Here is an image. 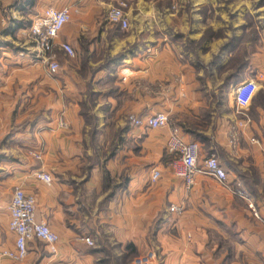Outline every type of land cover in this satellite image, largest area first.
I'll use <instances>...</instances> for the list:
<instances>
[{
	"label": "crops",
	"instance_id": "1",
	"mask_svg": "<svg viewBox=\"0 0 264 264\" xmlns=\"http://www.w3.org/2000/svg\"><path fill=\"white\" fill-rule=\"evenodd\" d=\"M121 1L126 30L109 24L103 0H0V252L13 247L15 188L34 196L36 220L59 239L56 253L31 241L23 261L0 256V264H131L132 250L154 254V264H264V46L256 73L250 56L235 63L228 52L203 55V45L194 55L188 46L200 43L205 16L172 13L157 0ZM47 8L71 10L55 40L54 73L30 33ZM122 66L132 71L126 84ZM249 80L257 90L239 115L233 89ZM157 112L198 144L199 164L214 156L228 184L251 193L258 217L211 177L185 190L169 168L170 127L146 125ZM147 165L160 170L155 186L152 169L141 172ZM157 214V231L142 241Z\"/></svg>",
	"mask_w": 264,
	"mask_h": 264
},
{
	"label": "built area",
	"instance_id": "2",
	"mask_svg": "<svg viewBox=\"0 0 264 264\" xmlns=\"http://www.w3.org/2000/svg\"><path fill=\"white\" fill-rule=\"evenodd\" d=\"M108 5L107 21L112 26H117L121 30L128 28V21L125 15L127 4L121 0H103ZM71 10L62 8L60 10L47 8L43 14L37 17L30 26V33L36 39L39 48L46 54L45 61L51 73L56 72L58 65L55 61L53 48L58 33L63 26L69 22ZM59 48L66 56L72 58L75 53L67 43H61ZM121 82L126 84L132 71L127 66H122L119 70ZM257 90L254 81H245L236 85L233 89V100L235 112L244 115L254 94ZM133 124H138V120L130 118ZM168 116L163 112H157L146 119V125L151 129H159L168 126ZM166 150L172 156L169 164L172 175L181 179L186 191H190L197 176H208L213 178L232 196L242 200L248 207L251 214L257 216L254 199L251 193L240 183L229 185L227 174L219 165L214 156H207L201 164L198 162L199 146L196 142L183 140L180 130L170 126V132L166 141ZM39 159V154H34ZM160 170L153 168L150 173V182L155 183L160 178ZM35 177L50 184V176L43 172H36ZM170 213H179L180 207L169 205ZM9 221L8 231L14 236L13 247L2 250L0 256L13 262H21L28 253V243L37 239L44 243L51 253H56L58 236L50 229L44 221H37L35 218V199L31 194H26L21 188L13 189L11 200L8 206ZM85 244L90 245V238L81 239ZM155 255L150 254L146 259H139L135 264H154Z\"/></svg>",
	"mask_w": 264,
	"mask_h": 264
},
{
	"label": "rangeland",
	"instance_id": "3",
	"mask_svg": "<svg viewBox=\"0 0 264 264\" xmlns=\"http://www.w3.org/2000/svg\"><path fill=\"white\" fill-rule=\"evenodd\" d=\"M157 1V5H166V8L172 13H199L203 17L205 16L203 23L200 24L207 28H203L200 43L197 45L190 44L191 46H188L190 50H193L194 55L197 49L203 45V55L211 51L214 57L215 55H223L228 52L233 55L235 63L240 60L243 61L244 55L246 57L250 56L253 65L252 72L256 73V70L259 69L260 55L263 52L264 46V0H197L198 3L195 5L191 3L192 0H185L182 3L178 0ZM214 26L216 30H213ZM204 72L206 73V71ZM262 76L258 77L259 80H263ZM168 121L169 127H179L177 124V126L174 124L170 116L168 117ZM144 153L147 154V151H144ZM153 168V165L141 166V172L149 171ZM149 183L155 186L158 182ZM161 214H157L155 220L151 222L149 230L147 231L148 234L145 236L141 234L142 241L147 242L157 231L159 218H162ZM82 238L85 237H81L80 240ZM90 241L92 243L86 245L91 248L94 246V242L92 239ZM33 246L40 250H46L51 254L42 242H35ZM125 247L126 249H130L131 247L133 249V244L127 243ZM148 253L145 251L137 257L138 252H133L132 250L127 254V257L131 258V264H135L136 257L142 259Z\"/></svg>",
	"mask_w": 264,
	"mask_h": 264
},
{
	"label": "trees",
	"instance_id": "4",
	"mask_svg": "<svg viewBox=\"0 0 264 264\" xmlns=\"http://www.w3.org/2000/svg\"><path fill=\"white\" fill-rule=\"evenodd\" d=\"M34 241H35V242H40V241H38L37 239H35Z\"/></svg>",
	"mask_w": 264,
	"mask_h": 264
}]
</instances>
